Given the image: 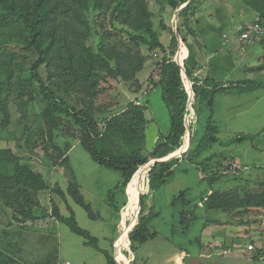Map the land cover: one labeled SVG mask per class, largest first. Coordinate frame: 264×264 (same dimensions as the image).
<instances>
[{
    "label": "trees",
    "instance_id": "16d2710c",
    "mask_svg": "<svg viewBox=\"0 0 264 264\" xmlns=\"http://www.w3.org/2000/svg\"><path fill=\"white\" fill-rule=\"evenodd\" d=\"M163 2L174 9L187 3L179 13L184 20L179 22L177 29L188 46L183 28L188 24L189 12L193 10L196 0ZM243 3L249 14L257 13L264 20V0H243ZM90 12H96L98 19L104 17L116 29V23L120 24L119 29L131 35L136 45L140 42L149 45L151 49L164 52L163 62L158 61L157 71L155 75H151L150 80L153 81V86L160 85L162 88L163 101L170 109V128L166 134L159 135L150 150L146 145L150 121L153 119L147 116L148 101L142 102L136 98L130 101L125 109L105 117L103 122H100L88 107L77 106L60 93L64 91L68 96L84 93L93 101L102 92L103 82L109 78L130 81L136 78L148 60V57L133 45L125 44L126 47L123 48L117 42L106 41L101 33L102 41L96 48L91 46L88 43L91 36ZM152 16L153 11L148 0H0V55L1 49L10 43L37 53L36 60L31 64L25 56L19 59L20 54L17 51L0 57V129L4 130L11 123L10 104L14 102L21 113L26 147L34 149L38 145H44L42 148L47 154L46 140H53L55 131L61 127L64 118L73 120L80 132V144L92 159L121 174V181L108 195L110 206L118 218L121 209L127 204L126 189L133 175L136 173L129 186L145 182L148 173L150 191L158 189L169 181L175 166L180 162V157L157 161L151 167V163H146L171 153L170 156H175L189 146L188 144L184 147L188 132L185 118L189 94L183 78V68L174 58L178 37L173 35L172 50L167 52L166 45L153 26ZM163 27L169 28L164 24ZM261 40H264V37ZM185 56L187 54L183 53V59ZM42 67H45L47 72L46 78L41 72ZM184 67L188 79L193 84V108L198 120L202 115V103H206L213 113V97L217 91L248 84L246 81L247 83L225 85L214 81L210 76H199L200 66L190 48ZM263 67L264 65L261 66ZM249 83L253 84L251 81ZM187 84H190L189 81ZM255 85L264 86V82ZM37 99L45 104V108L39 115L37 128L33 130L26 121L29 118V104ZM193 126L192 120L190 147L183 153L186 158H190L193 152L201 156L207 147L193 146ZM207 129L210 136L205 144L218 141V127L213 124L211 116ZM32 136H36L33 141ZM255 136L257 135L240 134L231 142L252 141ZM213 156L214 154H210L204 159L208 161L213 159ZM62 163L69 167V158L65 157ZM231 166H226V171L217 175L215 172L207 174L202 166L203 178L215 182L220 176L231 172ZM70 172L72 178L66 190L59 183L50 186L44 175L24 164L22 157L11 147H0V203L12 210L14 221L25 224L37 218L35 209L41 206L40 192L51 189L63 198L70 196L85 208L92 219L100 218L101 215L97 214L85 199L73 170ZM233 174L237 177V173ZM260 184L263 186L261 190L248 191L243 195L228 190L210 189L202 196L201 202L205 208L211 210L264 209V181H260ZM143 190L138 192L136 198L138 223L128 231L133 253L138 245L157 236V232L150 229V220L158 212L154 213L153 207H147L149 193L140 197ZM188 191L189 188L172 200L173 205L179 202L182 204L180 221L186 229H189L196 219L195 210L188 209L192 204L191 199L186 196ZM68 209L70 214L64 215L59 206L54 204L52 215L65 223L72 232L81 235L87 245L101 250L106 256L107 264H118L112 249L117 235L110 239V249H102L99 239L80 226L72 207L68 206ZM132 211L131 208L129 213Z\"/></svg>",
    "mask_w": 264,
    "mask_h": 264
},
{
    "label": "rangeland",
    "instance_id": "374dc122",
    "mask_svg": "<svg viewBox=\"0 0 264 264\" xmlns=\"http://www.w3.org/2000/svg\"><path fill=\"white\" fill-rule=\"evenodd\" d=\"M148 2L150 9L153 11V26L158 31L161 41L166 45L167 52L172 50L171 41L175 34L178 37V48L174 58L179 63L182 61L181 63L185 66V60L182 56L187 50H185L184 41L177 29L179 22L184 20V17L179 15L184 4L180 8L174 9L166 5L163 0H148ZM245 8L243 0H196L193 10L189 12L188 24L183 28V33L193 42V44H188V46L196 60L201 51H204L202 54L203 61L201 62L204 64V75L210 76L214 81L237 84L239 79L248 77L254 84L264 82V71L261 72L264 69V67L261 68L264 65V45L257 43L243 50L240 49L239 51L242 55L245 52L248 54L244 61L242 60L243 62L240 60L242 56L240 53L233 50L230 51L228 46L222 45V39H225L224 35H227L225 33V31H228L227 27H231V24L240 21V12H243V15L247 17L253 14H249ZM89 18L91 21V36L88 43L91 46L96 48L98 43L102 41L101 33L105 36L106 41L117 42L123 48L126 47L125 44L133 45L135 49L140 50L148 57L147 65L138 72L136 78L130 81H124L121 78H109L108 81L103 82L102 92L93 101H90L89 97L84 93H75L70 96L66 95L64 91H60V93L69 102L80 107H88L95 113L100 122H103L105 117L125 109L128 103L136 98L142 102L148 101L149 110L147 116L153 119V121H150L146 145L147 149L150 150L158 130L167 133L170 127V109L163 101L162 88L160 85H151L153 81L150 80V76L152 74L155 75L159 58L164 52L159 49H151L149 45L144 43L139 42L136 45V41L133 40L131 35L119 29L121 27L120 24L116 23L118 28L116 29L104 17L98 19L96 12H90ZM163 24L169 28L165 29ZM226 25L227 27H225ZM197 29L199 39L193 41L198 36V34L196 35ZM13 51L19 52V59L25 56L29 64L33 63L37 58L35 51L23 49L12 43L5 45L1 49L0 57H4L5 54ZM206 53L207 55L205 56ZM156 54L158 55L156 56ZM224 56L227 57V60L225 63H221L220 59ZM232 61L235 62L238 69L232 70ZM249 68L254 69L251 70ZM41 72L46 78L45 67L41 68ZM228 73H230L231 79H225ZM183 76L187 80L185 67L183 68ZM248 84L251 83L248 81ZM221 99L222 97L218 95L213 97V113L208 109L206 103H202V115L199 120L196 117L193 119L194 126L191 129L194 132L193 146H207L204 153L198 156L193 152L190 158L182 159L175 166L174 173L169 181L158 189L150 191L148 173L145 182L129 186L126 189L127 204L121 209L119 218L114 213L113 207L110 206L108 195L121 181V174L116 170L106 168L92 159L90 154L80 144V132L73 120L64 118L61 127L55 131L53 140H46L48 148L46 154L42 148L44 145H38L34 149L26 147L21 113L17 105L12 102L10 104L12 120L8 127L4 130L0 129V147H11L22 157L24 164L41 172L50 186L59 183L66 190L72 178L70 171L73 170L75 180L81 185V191L85 199L91 204L93 210L101 215L100 218L92 219L85 208L76 203L70 196L63 198L51 189L50 191L44 190L39 194L41 206L35 209L37 218L26 227V230L34 233L36 247L53 251L56 248V245L54 246L56 238L54 236L44 238L43 234L71 232L67 225L54 218L52 219V207L54 204L59 206L61 213L64 215L70 214L68 206H71L80 226L97 237L102 246L108 245L110 238L106 240L103 237L104 235L112 237L116 233L118 237L120 232L125 230L126 225L132 223L134 226L137 224L139 217L136 210V198L138 192L144 189L140 196L149 193L147 207H154L153 212H158L150 220V229L158 232V237L153 243L138 245L135 250V260L132 264H145L148 259V252L152 247L162 249L168 246L183 248L187 251L190 256L186 263H189L192 259L195 262H203L204 264H256L251 256L253 251L247 249V239L250 240L251 238H248L247 234L252 233L256 236L255 239H251L255 245V251L259 250L258 247L264 248V209L208 210L202 205L201 199L210 189L228 190L242 195L248 191L262 189L263 186L260 181H264V88L262 86L257 90L251 91L247 96L237 99L239 101L231 105L235 111L247 112L243 116L236 118H226L229 114L225 112L227 107ZM44 108L45 104L40 99L29 104V118L26 123L33 130L37 128L39 115ZM210 116L213 124L218 127L217 136L219 140L205 144L210 136L207 129V122H209ZM1 118L2 114L0 113ZM240 134L257 136L252 141L249 140L243 143L231 142L236 135ZM35 139L36 136H32L31 141ZM188 144L187 138L184 147ZM210 154H214L213 159L205 161L204 157ZM65 157L69 158V167L62 163ZM198 163H201V165H198ZM230 164H237V167L235 168L234 166L229 170L231 172L220 176L215 182L203 178L202 166L206 169L207 174L211 175L215 172L217 175L226 171L224 168ZM146 169L147 166L145 167ZM233 173H237V177H234ZM188 188L190 191L187 192L186 196L192 201L188 209L195 210L196 219L191 227L186 229L180 221V211L183 209L182 204L179 202L177 205H173L172 200L180 192L186 191ZM131 208L133 211L129 213ZM12 213L10 208L0 203V219L2 224H4L0 225V230L9 233L16 232L17 229L12 231L6 225L10 221L14 222ZM105 219L109 222L105 221ZM234 223L238 226L235 229L239 228L240 230L238 231L239 236L231 237L234 242L233 248L236 250H234L233 255L223 254L225 243L228 247L229 242L232 241L231 238L229 240L224 235L227 233L229 236L230 229H234ZM2 226L4 227L1 228ZM126 235L127 231L125 230L124 239L127 240ZM209 246L214 249L213 253L208 257V253L205 251V256L200 257V252L203 250L208 251L207 247ZM124 248L126 253L133 257L130 242L128 247ZM242 248L246 250L245 253L241 252ZM112 249L114 253L115 251L119 253L115 242ZM149 263L155 264L156 260H152ZM258 264H264V259Z\"/></svg>",
    "mask_w": 264,
    "mask_h": 264
},
{
    "label": "crops",
    "instance_id": "0c3cea01",
    "mask_svg": "<svg viewBox=\"0 0 264 264\" xmlns=\"http://www.w3.org/2000/svg\"><path fill=\"white\" fill-rule=\"evenodd\" d=\"M225 27H227V25ZM227 29H228V31H225V33H227V35H224L225 39H222V45L223 46L226 45L229 47L230 51L233 50L237 53H240V55H242L239 50L240 49L243 50L244 48H247L249 46L243 47L241 45H233V44L227 45L226 40H227V37L231 34V27L228 26ZM197 34H198V29L196 30V35ZM198 39H199V34H198L197 38H195V40H193V41H197ZM187 43L193 44V42L189 39L188 36H187ZM257 43L264 45V40H260ZM257 43H255V44H257ZM185 50H187V52L186 51L185 52L183 51V52L185 54H187V56H185L184 60L188 57V54H189V48L186 44H185ZM203 52L204 51L202 50L200 55H198V57H197L198 64L200 66V69L198 70V74L201 77H206V75H204L205 74V70L203 67L204 64L201 63L203 61V59H202ZM206 55H207V53L205 54V56ZM246 55H248L247 52H245L241 56V58H240L241 62L244 61V58L246 57ZM226 60H227V57L224 56V57H221L220 62L225 63ZM146 65H147V63L145 64V67H146ZM252 66L255 68L254 65H252ZM246 68H248V67H246ZM254 68H249V69L253 70ZM236 69H238V67L235 65V62H233L232 70H236ZM263 71H264V69L261 72H263ZM231 78L232 77H231L230 73H228L225 76V79H231ZM215 80H217V79H215ZM236 80H238V79H236ZM247 80L251 81L250 78L246 77V79L245 78L239 79L238 82H246ZM222 84L228 85L227 83H224V82H222ZM247 85H249V84H247ZM246 86L239 85L236 87H232L231 89L219 90L215 93L214 97L218 95V96L222 97L221 100L225 102V105L227 107V110L225 112L227 114H229L226 117L227 119L243 116L244 113H247L245 111H235V109H233V107H231V105H233L236 101H239L237 99H241V98L247 96L248 93H250L251 91L257 90L258 88L262 87L259 85H255L254 83L250 84V86H247V87ZM263 88H264V86H263ZM154 121H155V119H154ZM161 133L166 134L162 130H158L156 136L153 139L152 146L159 139V135ZM176 157H180V161L182 159L183 160L186 159V157L183 155V153L177 154ZM176 157H174V158H176ZM137 185H139V184H137ZM48 190L50 191V189H48ZM208 210H211V209H208ZM53 218L56 219L54 216H52V219ZM56 220L59 222H62L58 219H56ZM105 221L109 222L107 219H105ZM29 223L30 222L25 223V224H21V223H17L16 221H14V222L10 221L7 224L6 223L5 224L7 225L8 229H11L12 231L14 229H17L16 232L9 233V232H4V231L0 230V264H63L65 262H68L69 264H107L106 256L101 250H98V249H96L90 245H87L85 243V239L81 235H78V234L72 232L71 230H70L71 232H56L54 234L53 233L52 234L51 233L43 234L44 238L51 237V236L52 237L54 236L56 238V241L54 240V246L56 245V248L53 251H48L47 249L36 247V243H35L36 239H35L34 233L32 231L26 230V227H28ZM0 225H4V224H2L1 219H0ZM131 225H132V223L129 225H126V227H125V230L127 231L126 236H127L128 241L126 239H124L125 230L120 232L119 236L116 238L115 246H116L117 250L119 251V253H116V251H115L114 256H115V259L117 260L118 264H132V262L135 260L134 259L135 258V256H134L135 252L134 253L132 252L133 257H130L126 253V250L124 248V247H128V245H129L128 231L133 226V225L132 226ZM207 225H208V223H207ZM233 226H234V229H230L231 231H230L229 236L227 233H225V235L223 234L225 237L229 238V240L231 237L239 236L238 235V231H240L239 228L237 230L235 229V227L237 228L238 226L235 223ZM3 227L4 226H2L1 228H3ZM113 233H115V231H113ZM210 233H212V232H210ZM108 234H110V233H108ZM115 235H116V233H115ZM210 236H211V234H210ZM247 236H249L248 238L251 237L250 240L247 239L248 240L247 244L253 243L251 239H255L256 236H254L252 233L247 234ZM103 237L106 238V240H107L108 238L111 239L115 236L113 234L112 237H110L109 235H106V236L104 235ZM157 237H158V232H157L156 237L151 238L148 241H146L145 243L140 244V245H145L146 243H153L154 241H156ZM99 245L102 249H110L111 248V241L106 246H102L100 242H99ZM253 245H254V243H253ZM233 247H234V242L232 239V241L229 242L228 247H227L226 243L223 246V248H224L223 254L233 255V253L235 252L234 250H236ZM258 248H259V250L257 249L256 251L254 250L255 245H254V249L250 250L247 248L249 251H253L251 256L255 260L256 264L260 263V261L264 259V248H261V247H258ZM207 249H208V251L203 250L202 252H200L199 256L200 257L205 256L204 253L206 251V253H208L207 256L209 257L211 255V253H213L214 249L211 248L210 246L207 247ZM241 252L245 253L246 250L244 248H242ZM116 254H117L118 259L116 257ZM189 256H190L189 253H187V251H185L183 248L179 249L176 247L174 248L172 246H168L167 248L158 249L157 247H152V249H150V251L148 252V257H147L148 259H147L145 264H150L149 262L150 261L152 262V260H156L155 264H204L203 262H195L192 259L189 261V263H186L188 261Z\"/></svg>",
    "mask_w": 264,
    "mask_h": 264
},
{
    "label": "built area",
    "instance_id": "2783aa9c",
    "mask_svg": "<svg viewBox=\"0 0 264 264\" xmlns=\"http://www.w3.org/2000/svg\"><path fill=\"white\" fill-rule=\"evenodd\" d=\"M238 15V14H237ZM240 21L234 22L231 25V34L227 37L226 44L227 45H241L243 47H247L253 45L260 41L264 37V20L257 13H253L250 17L243 15V12L239 14ZM158 54H156L157 56ZM159 62H163V55L159 58ZM184 77V76H183ZM185 85L189 94V103L187 108V114L185 118L186 126H187V138L191 137L190 132V122L195 118V110L193 108V100L195 97V93L193 90V84L188 79L185 80ZM189 81V85L187 84ZM186 138V142H187ZM186 144V143H185ZM237 164H233L231 169ZM248 249H254L253 243L248 244ZM63 264H69L65 262Z\"/></svg>",
    "mask_w": 264,
    "mask_h": 264
},
{
    "label": "water",
    "instance_id": "95a60500",
    "mask_svg": "<svg viewBox=\"0 0 264 264\" xmlns=\"http://www.w3.org/2000/svg\"><path fill=\"white\" fill-rule=\"evenodd\" d=\"M187 4V3H186ZM186 4H184V6H186ZM184 6H182V8L184 7ZM181 8V9H182ZM178 62V61H177ZM179 63V62H178ZM181 66H182V68H184V66H183V64L182 63H179ZM190 140H191V137H188V142H189V146L182 152V153H184L189 147H190ZM177 155H175V156H170V154L169 155H167V156H165V157H163V158H155V159H152L153 160V162H151V160L149 161V162H147L146 164H149V163H151L150 164V167L152 166V165H154L157 161H164V160H168V159H172V158H174V157H176ZM150 167H149V170H150ZM138 171V170H137ZM136 171V172H137ZM136 174V173H135ZM134 174V175H135ZM134 175H133V177H134ZM132 177V178H133ZM132 180V179H131ZM131 182V181H130ZM130 182H129V184H130ZM129 184H128V186H129ZM128 186H127V188H128ZM127 193V192H126ZM141 197V196H140ZM140 203V202H139ZM140 213V212H139ZM134 229V228H133Z\"/></svg>",
    "mask_w": 264,
    "mask_h": 264
}]
</instances>
